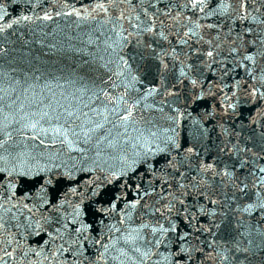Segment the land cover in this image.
I'll use <instances>...</instances> for the list:
<instances>
[{"label":"water","instance_id":"95a60500","mask_svg":"<svg viewBox=\"0 0 264 264\" xmlns=\"http://www.w3.org/2000/svg\"><path fill=\"white\" fill-rule=\"evenodd\" d=\"M0 29V264H166L173 223L190 264H264V0H0Z\"/></svg>","mask_w":264,"mask_h":264},{"label":"snow or ice","instance_id":"6c2138e0","mask_svg":"<svg viewBox=\"0 0 264 264\" xmlns=\"http://www.w3.org/2000/svg\"><path fill=\"white\" fill-rule=\"evenodd\" d=\"M218 2H220V0H218ZM196 3L199 4H203L205 3V0H196ZM245 3V0H241V5L243 7ZM195 7V4L193 5ZM98 7L103 8V3H100L98 5ZM222 9L224 12H227V6L222 5ZM201 11H203V9H201ZM6 14V13H4ZM242 19H247V16H242ZM255 19V18H253ZM11 25H9L10 27ZM0 31H2V29H0ZM251 30H249L250 32ZM233 51H236V49H233ZM209 55H211V53H209ZM245 60H249L251 61L253 59L252 56H245L244 57ZM262 97H264V93L260 94ZM71 115V113H70ZM0 147H3V143H0ZM2 170V169H0ZM261 172H264V168L260 169ZM225 175H229V173H225ZM261 208H264V204L260 205ZM201 211H203L201 209ZM245 211H247V209H245ZM185 212H187V209H185ZM81 215V211L79 209V206H77V210H76V217L79 218ZM186 219H188L189 221L191 219H195V215L192 214L191 216H187ZM65 227H67V225H65ZM91 225L90 224H85L83 221H80V227L76 228L75 231L77 233L83 234V239L87 240L88 236L87 233L89 232V230L91 229ZM202 229V226L200 228H197L196 231H200ZM117 231H119V229H117ZM155 231H160L161 236H165L167 232L171 231L172 233H177V235L175 236V238L173 240H170L169 243L174 244L175 246V251L169 249L168 251V255L166 256H162V260L164 262H166V264H190L191 260H192V248L189 246L190 245V241H189V236H190V232H182L179 233L178 232V227L175 223L171 224L170 227L168 229H164L163 227H161L160 229H154ZM97 243H100V240L96 241ZM45 244L48 243V241H44ZM157 244L162 243V240H157L156 241ZM104 248V251L107 252L108 251V245L107 244H102L101 245ZM64 251H67V249H65L63 247V245H61V247L57 250L58 253L62 254ZM134 251L139 252V249H134ZM76 254L78 255H83V250L82 248H77L75 249ZM39 253H37L38 255ZM123 255V254H122ZM104 253H101L100 258L103 259ZM143 257L145 258H150L149 254L147 252L142 254Z\"/></svg>","mask_w":264,"mask_h":264}]
</instances>
